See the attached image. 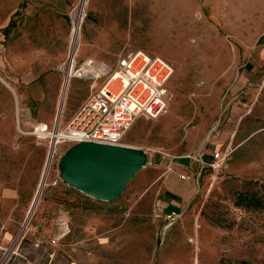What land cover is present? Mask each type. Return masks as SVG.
Here are the masks:
<instances>
[{
  "label": "rangeland",
  "instance_id": "obj_1",
  "mask_svg": "<svg viewBox=\"0 0 264 264\" xmlns=\"http://www.w3.org/2000/svg\"><path fill=\"white\" fill-rule=\"evenodd\" d=\"M0 47V264L53 218L77 264H264V0H0ZM136 49L173 63L168 108L127 130L125 145L158 156L105 201L63 180L72 144L40 131L67 125L99 62ZM34 85L38 98H21ZM185 159L194 196L170 221L157 200L173 168L187 181Z\"/></svg>",
  "mask_w": 264,
  "mask_h": 264
},
{
  "label": "built area",
  "instance_id": "obj_2",
  "mask_svg": "<svg viewBox=\"0 0 264 264\" xmlns=\"http://www.w3.org/2000/svg\"><path fill=\"white\" fill-rule=\"evenodd\" d=\"M75 64L78 65V62ZM99 65V75L94 79L97 81L106 75L105 79L98 86L92 83V91L86 101L62 131L57 130L58 135L50 139V148L53 142L122 145L125 133L138 117L155 119L166 112L169 102L167 84L174 73L172 62L160 55L136 49L122 54L106 72H103V63L99 62ZM214 156L217 165L224 160L221 152H216ZM189 158L193 159L191 156ZM180 177L186 179L185 174ZM237 210L243 213L242 209ZM178 216L173 211L166 219L173 221ZM64 236L50 240L53 246V250L48 253L50 259L55 257V248ZM11 252L16 258L28 259L19 247H14Z\"/></svg>",
  "mask_w": 264,
  "mask_h": 264
},
{
  "label": "water",
  "instance_id": "obj_3",
  "mask_svg": "<svg viewBox=\"0 0 264 264\" xmlns=\"http://www.w3.org/2000/svg\"><path fill=\"white\" fill-rule=\"evenodd\" d=\"M147 153L129 145L81 142L61 157L63 180L84 194L109 201L118 198L128 183L147 164ZM48 163L29 214L35 208L47 174Z\"/></svg>",
  "mask_w": 264,
  "mask_h": 264
},
{
  "label": "crops",
  "instance_id": "obj_4",
  "mask_svg": "<svg viewBox=\"0 0 264 264\" xmlns=\"http://www.w3.org/2000/svg\"><path fill=\"white\" fill-rule=\"evenodd\" d=\"M4 59L5 51L4 49L3 51L1 49V62L4 61ZM35 85L31 89L30 93H23L21 98H24L25 100L37 99L38 88L35 87ZM53 121L54 119L52 117H43L41 119V124L48 129ZM52 130H55V127ZM156 156L158 155H148V161L150 163H154ZM191 161V159H185V161L178 163V166L175 167L181 174L186 175V179H182L180 177L182 180H187L180 186L178 185V175L175 173L174 168L172 171L173 173L167 175L165 192L162 193L157 200L159 205V212L162 216H167L173 211L181 214L191 202L194 196V183L193 181L188 180L190 178V174L187 171L190 168ZM65 230L66 226H64V223H60V221L55 220V218H53V221L48 225H45L44 223H42V221H36L30 227L29 233L27 234L28 242L22 249L23 252L28 256V259L23 260L17 257L8 261L7 264H77L73 260H68L65 257L66 255H64V253L60 251V248L58 246L55 248V257L53 259H50L48 257V253L53 250V246L49 243L50 240L52 238L60 237V235L65 232ZM63 238H60L59 244L61 243V240ZM69 258L72 257L70 256Z\"/></svg>",
  "mask_w": 264,
  "mask_h": 264
},
{
  "label": "bare ground",
  "instance_id": "obj_5",
  "mask_svg": "<svg viewBox=\"0 0 264 264\" xmlns=\"http://www.w3.org/2000/svg\"><path fill=\"white\" fill-rule=\"evenodd\" d=\"M77 61V60H76ZM75 61V62H76ZM90 61V64H93V66L92 67H94V62L92 61V60H88V62ZM87 62V61H86ZM70 64V61L68 62V64L66 63L65 65H66V67L68 66ZM74 65H75V67L76 68H79L82 64H79V65H76L75 63H74ZM95 65H97V63L95 64ZM91 66V65H90ZM91 67V68H92ZM102 67H103V72H106V70L107 69H109V67L110 66H108V65H106L105 63H103V65H102ZM99 75V71L97 70V68L95 67V70H93V69H91V76H90V78H95L96 76H98ZM93 83L95 84L96 83V80L94 79V81H93ZM7 84V83H6ZM10 88L13 90V88L10 86ZM38 129V128H37ZM57 130H59V131H62V127L60 126H58L57 127V129H56V126H55V131L54 130H50V131H47V132H45V131H40V133H41V135L42 136H45L46 138L45 139H49V142H50V139L52 138V136H54V135H58L57 134V132H59V131H57ZM35 133H36V131H35ZM38 135V134H37ZM38 137H39V135H38ZM40 138V137H39ZM54 138V137H53ZM53 144L54 145H56L54 142H53ZM53 144H52V146H53ZM60 144H62L61 142H58V147L60 146ZM52 148V147H51ZM37 203V202H36ZM35 208H36V205H35ZM34 208V209H35ZM34 209L32 210V212L34 211ZM32 212L30 213V214H32ZM29 213H28V219L30 218V215Z\"/></svg>",
  "mask_w": 264,
  "mask_h": 264
}]
</instances>
